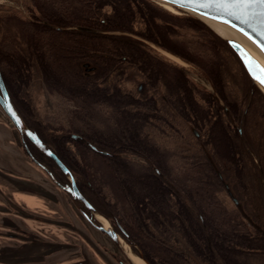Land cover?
<instances>
[{
	"label": "trees",
	"instance_id": "obj_1",
	"mask_svg": "<svg viewBox=\"0 0 264 264\" xmlns=\"http://www.w3.org/2000/svg\"><path fill=\"white\" fill-rule=\"evenodd\" d=\"M26 10L0 7L3 81L96 211L122 227L149 264H264V232L224 200L229 183L264 227L256 162L264 172V96L226 42L197 17L152 0H26ZM182 30L204 38L201 51ZM150 44L195 66L213 92ZM40 85L70 107L65 118H42ZM251 90L242 120L240 96L249 101ZM169 136L185 138L186 148H169L161 140ZM22 142L37 165L67 181L54 160Z\"/></svg>",
	"mask_w": 264,
	"mask_h": 264
},
{
	"label": "rangeland",
	"instance_id": "obj_2",
	"mask_svg": "<svg viewBox=\"0 0 264 264\" xmlns=\"http://www.w3.org/2000/svg\"><path fill=\"white\" fill-rule=\"evenodd\" d=\"M152 1L156 2L154 0ZM156 3L162 6L163 8H165L163 4H160L158 2ZM0 7H4V8L11 7L22 15H28V11L26 10V0H0ZM167 10L174 14H181V15L185 13L189 14L187 12H184L182 10H178L175 8L167 9ZM185 32H186L185 30H182L183 36L185 35L187 39H189V41H192V44L194 45V49L197 50V52L199 50L201 51L202 48L196 44L199 43L202 45V43L205 42L204 38L200 37L197 32H193V31H190L189 33H185ZM151 46L154 47L153 45ZM155 49L158 55L164 57L168 62L184 68L187 71V74L189 75V77L200 88L213 92V88L211 84L209 83V81L204 76H202V74L199 72V70L195 66H192L186 63L179 57L173 54H170L162 49H159V48H155ZM232 52L233 54H235L233 50ZM227 56L231 63L230 65L233 67V72L240 74V68L238 67L237 63H235L234 57H232L230 54H228ZM131 84L132 83H130L129 86L132 88ZM141 85L144 86L143 91L139 89ZM136 90L139 96L141 97H146L147 95H149L148 88L144 81H139L137 83ZM242 93L243 94H241L240 96V103H243V105H246L244 112H243V117H242V120H243L246 116L247 111L252 108V100L254 97V91L253 90L250 91L249 101H245V95H244L245 92L242 91ZM261 94L264 96L262 92ZM34 96H35V103H36L37 110L39 114L42 116V118H44L45 120H52V119L61 120L65 118L67 111L70 109V107L59 96L52 95L50 92H48L45 89L43 85H40L37 87V89L35 90ZM225 112L226 114L230 116L227 108H225ZM0 115L4 117L5 120H7V122H9L12 125V127L14 128L16 132V135L19 138V142L22 147L23 145L22 137L24 136H22L20 132L16 129V127L12 124L11 120L5 114L1 106H0ZM231 120H232L233 125H235L236 124L235 121H233V119ZM240 130H242V133L240 132ZM239 132L241 136L244 137L242 123L241 125H239ZM192 133L194 134V136L199 138L200 135L195 129H192ZM161 140L165 145H167L169 148L173 150L174 149L184 150L186 148L185 138L181 139L180 137L173 138V136H169L168 138L162 137ZM191 143L193 144L194 142L191 141ZM188 144H190L189 140H188ZM256 162L260 170V178L262 182L261 184L264 188L263 167L259 160H256ZM39 168L41 167L39 166ZM45 173L47 174L49 179H51L50 181L53 182L55 191L57 190V193L60 194L61 196L62 206L57 208L58 209L57 216L59 218L64 217V219L68 218L69 224H70L72 216L75 214L77 215V218L79 219V223H77L78 227H76V224L73 227L79 230L78 241L85 242L84 244L88 245V247H90L94 251L95 256L92 262H90L89 260L85 258L86 256H84V253L82 252L83 247L79 245V247L75 249L73 247V243L67 244L68 242L74 241V239H69V237L66 238L64 236H61L62 242H60L58 241V239L60 240V236H58L57 239L54 238L52 235L53 229L61 230V227H59V223H60L59 221L50 222L51 220L47 221V220L36 218V220L34 219L35 221L33 224L34 229L36 231H32L30 229L28 230L27 228L28 225L25 223L23 219H29L31 218L32 215L26 210L17 208V210L19 211L14 212V215L18 217L23 216L22 217L23 219H20L16 216L11 217L10 215L5 216L2 220L0 218V264H134V262L130 258V255L135 256L133 252L137 253L136 251H138L139 248H137L135 245V247H132V248L129 247L128 250H126L125 247L123 246V243L121 244L116 243L106 233L101 232L98 229H96L87 219L86 214L90 216L92 215L83 206V204L79 202H75L72 199V197L59 186V184L68 183V178L66 177L67 181L58 182L55 178H53L46 171ZM232 187L233 186L230 187L231 191L233 192L234 196L239 201V207L235 205V203L233 202V200L230 198L229 194L226 191L224 200L226 201L228 206L229 207L230 206L232 207V205L233 207L235 206L243 216H245L246 218H248L250 222H252L255 228L257 227V229L264 232V227L260 226V224H258L253 219V217H251L245 212L244 210L245 203L239 200V195L237 194L236 190H234V187L233 188ZM0 207L2 208V210L0 211H4L6 207L10 209H12L13 207V210H14L16 205L12 206V204L9 203L8 206L6 207H3L1 205ZM99 215L105 218L101 214ZM105 219L109 222V229L115 230L111 222L107 218ZM94 220L97 224L101 225L98 220L96 219ZM72 228L70 227L69 229L72 230ZM65 229H68V228H64L61 231L62 232L67 231ZM71 230H68V231H71ZM121 230H124V229L122 227H119L118 233L121 236H123L121 234ZM128 238L130 240H133L129 237V235H128ZM51 240H54V241H51ZM124 240L125 239H123V241ZM64 241H66L67 243Z\"/></svg>",
	"mask_w": 264,
	"mask_h": 264
},
{
	"label": "crops",
	"instance_id": "obj_3",
	"mask_svg": "<svg viewBox=\"0 0 264 264\" xmlns=\"http://www.w3.org/2000/svg\"><path fill=\"white\" fill-rule=\"evenodd\" d=\"M50 180L45 171L25 153L12 125L0 115V205L3 207L8 206L9 203L12 206L16 205L14 210L13 207L12 209L6 207L4 211H0L1 220L7 215L16 216L14 212L19 211L18 208L32 215L31 218L28 217L29 219L16 216L25 221L28 230L36 231L33 225L36 218L51 220L50 222L59 221L61 230L68 229L63 232L53 229V237L57 239L60 236V240L58 239L60 242H62L61 236L74 239L72 242H64L73 243L75 249L79 245L83 247L85 258L92 262L94 251L84 244L85 242L78 241L79 230L73 227L75 224L78 227L77 215L72 216L70 224L68 218L57 216V208L62 206V200ZM70 227L74 229L71 230Z\"/></svg>",
	"mask_w": 264,
	"mask_h": 264
},
{
	"label": "water",
	"instance_id": "obj_4",
	"mask_svg": "<svg viewBox=\"0 0 264 264\" xmlns=\"http://www.w3.org/2000/svg\"><path fill=\"white\" fill-rule=\"evenodd\" d=\"M154 1L187 12L197 17L198 19L203 21L206 25H208L211 29H213L226 42V44L235 52L252 83L264 94V84H261L258 80L253 78V75L250 74L249 68L246 66L245 61L250 56L253 61L258 63L260 68H264V63L258 57H256L244 44H242L238 39H236L235 36L227 35V33L223 34L225 32L221 27L230 29L234 34H237L241 36V38L248 41L264 59V51H261V49L257 46L256 43H254L252 39L249 38V36L245 35L244 32L240 31V27H242V25H240L238 21L232 20L231 23H225L223 20L213 19L212 14L210 13L209 10L201 9L194 5L181 7L178 4L172 3L171 0H154ZM225 19H229V18L226 17ZM232 24H236L237 27H233ZM78 29L85 30L83 28H78ZM245 31H247V29H245ZM256 75H260L258 70H256ZM143 87L144 86L141 85L139 89L143 91ZM0 106L4 110L5 114L9 117L12 124L20 132V134L26 137L34 145V147L38 149L40 153L54 160L56 164L60 167L61 171L68 178V183L59 184V186L64 191H66L75 202H79L83 204V206L89 211V213L92 216L86 214V217L90 221V223L99 231L106 233L116 243L121 244V239L122 240L125 239L124 241L129 245L130 248L135 247V243L133 242V240H130L128 238V235L124 230H121V234L123 235L121 236L115 230L105 228L104 225L99 221V217L101 216L80 192L79 188L77 187L75 178L70 172V170L63 164V162L57 157V155L40 139L38 134L26 124V122L24 121V119L16 109L7 91L1 72H0ZM240 132L242 133V130H240ZM71 137L75 140H78L80 138L77 135H71ZM225 189L229 194L230 198L235 203V205L239 207V201L234 196L233 192L231 191L230 185L228 183H225ZM0 210H2L1 207ZM94 219L98 220L101 225L97 224ZM133 254L139 257L141 260H143L144 264H149L139 251L137 253L133 252Z\"/></svg>",
	"mask_w": 264,
	"mask_h": 264
},
{
	"label": "snow or ice",
	"instance_id": "obj_5",
	"mask_svg": "<svg viewBox=\"0 0 264 264\" xmlns=\"http://www.w3.org/2000/svg\"><path fill=\"white\" fill-rule=\"evenodd\" d=\"M171 2L181 7L194 5L209 10L213 19L223 20L225 23H231L232 20L238 21L242 25L240 31L249 36L261 51H264V0H171ZM226 17L229 19H225ZM232 26L237 27L236 24ZM245 64L253 78L264 84V68H260L250 56ZM256 70L260 75H256Z\"/></svg>",
	"mask_w": 264,
	"mask_h": 264
},
{
	"label": "bare ground",
	"instance_id": "obj_6",
	"mask_svg": "<svg viewBox=\"0 0 264 264\" xmlns=\"http://www.w3.org/2000/svg\"><path fill=\"white\" fill-rule=\"evenodd\" d=\"M165 8L167 9H172V7L168 6V5H163ZM223 29V31L227 35L230 36H235L236 39H238L242 44H244L256 57H258L263 63H264V59L263 57L259 54V52L245 39L241 38V36L234 34L230 29L225 28V27H221ZM221 33V32H220ZM99 221L104 225L105 228L109 229V222L103 218V217H99ZM122 240V239H121ZM123 246L125 247L126 250H128L129 246L122 240ZM130 258L132 259V261L134 262V264H144V261L141 260L139 257L137 256H133L130 255Z\"/></svg>",
	"mask_w": 264,
	"mask_h": 264
}]
</instances>
